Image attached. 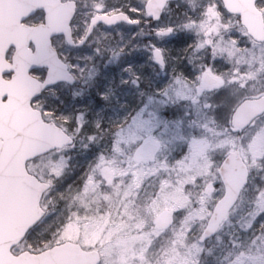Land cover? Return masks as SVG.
I'll use <instances>...</instances> for the list:
<instances>
[{"label": "rangeland", "instance_id": "rangeland-1", "mask_svg": "<svg viewBox=\"0 0 264 264\" xmlns=\"http://www.w3.org/2000/svg\"><path fill=\"white\" fill-rule=\"evenodd\" d=\"M91 1L101 3L102 6L107 4L106 0ZM86 3L90 4V1ZM220 6V0H190L177 5L176 13V7L168 9L158 28H172L175 34L172 39H156L170 66L162 90H158L152 80L155 65L153 66L152 56L148 57L147 51V61L140 69L136 70L134 66L126 68L109 79L102 91L99 89L97 80L101 79L102 70L108 67L100 70L99 64L94 62L96 58L104 56L103 49L101 53L91 51H94L95 46L100 48L111 36L109 34H99L90 45L88 54L84 55L69 54L61 42L56 43L79 85L73 90L64 85L51 89L34 105L44 112L47 120L57 122L77 141L74 148L57 152L30 166L41 180L59 183L58 179L64 174L71 180L73 174L69 172V168L76 162H83L84 167H99V163L112 167L119 157L127 155L126 147L129 144L136 146L135 139L142 137L138 140L139 143L150 135L158 139L164 138L160 134L150 133L146 124L147 117L142 116L147 112L162 110L164 105H167V111L161 119L169 123L168 130L173 132L170 135L167 131L166 139L164 138V144L165 141L169 142L165 144L166 150L171 156L187 150L179 157L175 166L163 168L160 161L151 166L154 169L158 166L165 172L160 175L162 179L150 182L148 217H153L154 213L168 207L175 208L183 219L188 220L182 232H173L177 235V244L150 246L152 239H158L160 233L153 231L149 223L144 225V222L134 229L135 233L139 231L140 238L136 235L127 244L113 243L112 237L107 241L104 235L109 232L110 225L96 223L94 240L91 244L92 233L88 232L86 236L89 238L85 246L101 249L105 256L103 264H264V118L246 134L243 153L247 156L251 176L238 206L215 239L205 245L199 242L214 205L224 193L223 188L216 185L219 178L215 179L214 176L218 174L226 156L228 144H236L230 134L231 129L226 127L227 119L220 116V109L216 108L221 94L211 91L202 78L205 73L210 72L221 83L241 80L240 83L246 85L244 90L247 99L264 95V45L251 47L253 45L248 36L232 18L224 16ZM88 7L84 5L83 12ZM180 13L181 20L178 19ZM182 38L189 41V45L185 47H188L187 51L194 61L189 57L186 62L180 63L173 55V40L181 41ZM120 41L124 42L126 39L121 38ZM244 46L246 48L241 50ZM110 51L114 55L112 60L115 64L120 57H124L119 47L113 46ZM184 63H188L186 68L191 70L189 75L178 68ZM128 70L130 73L134 71L135 81L139 73V79H143V84L149 88V92L137 91L139 96L145 94L147 103L135 115L131 112L132 89L139 87H134L136 82L131 81L130 76H124ZM143 72L149 74V77L144 78ZM34 75L37 78L44 76L43 71H36ZM116 80L120 81L114 86ZM236 86L231 84L228 91H237V95L233 97V103L237 106L244 91ZM153 92H159L160 97L151 95ZM77 98L81 100V105L76 102ZM208 105H212V108H208ZM87 123L94 125V130L101 134L99 138L81 137ZM182 130H194V134L186 136L187 131ZM81 167L83 166L80 165ZM62 183L63 179L60 180V184ZM99 196V192H92L90 200H79L77 206L83 215L91 218L96 216ZM48 201L46 196L43 206L49 210ZM211 205L213 207L210 208ZM58 214L57 211L51 212L20 250L40 252L72 238L64 237V226L57 220ZM67 233L71 234L73 230L68 228ZM109 233L111 236L113 232ZM191 233L198 234V241L193 244H190Z\"/></svg>", "mask_w": 264, "mask_h": 264}, {"label": "water", "instance_id": "water-1", "mask_svg": "<svg viewBox=\"0 0 264 264\" xmlns=\"http://www.w3.org/2000/svg\"><path fill=\"white\" fill-rule=\"evenodd\" d=\"M54 1L55 3L51 5L47 0H0V141L1 137L4 138L1 131L4 127L8 125L12 127L15 122L22 123V130H19L17 140V146L20 151H17L21 154L24 167L29 159L61 149L73 142L57 125L45 123L41 112L33 110L31 107V101L41 96L47 88L61 82H66L72 86L76 83L75 78L69 72L68 65L60 59L52 44L54 36L64 35L66 36V41L70 45H74L70 24L75 14V6L72 3L71 6L65 5L61 7L58 0ZM170 1L177 0H151L147 5L149 16L162 17L164 9ZM223 1L230 13L242 16V24L248 28L249 33L255 40L264 42L263 16L255 9V4L258 0ZM40 9H44L47 12L46 25L34 28L22 25L25 19ZM152 20L157 22L156 19ZM124 22H129L128 17L124 14L112 17H96L92 21L87 37L78 46L83 47L87 43L94 29L99 24L104 23L112 27ZM159 35L169 36L168 31L160 32ZM31 43L36 47L35 52L29 50ZM13 46L16 47L17 52L13 58V64H10L6 61V54L10 47ZM157 51L154 52L156 63L158 65L162 62L166 63L161 50H159L161 52V61L156 60ZM37 68L48 69V75L44 83L31 76V72ZM11 72L15 73L13 79L5 81L4 75ZM205 81L208 84L216 83V79L209 75L206 76ZM5 97H8L6 106H16V112H4L6 109H4L5 105L2 100ZM262 115H264V97L258 100L245 101L236 110V114L233 117L234 126L246 129L255 119ZM12 132L13 130L8 131L7 136ZM156 148L154 145L147 144L143 152L145 154L153 153ZM12 157L14 160V156ZM7 159H9V156ZM7 164L8 167L11 165L10 162ZM1 169L2 155L0 154V192L3 187ZM219 173L224 181L226 193L213 211L201 238L203 243L218 233L229 213L238 202L240 193L249 178L248 167L243 162L239 152L233 153L227 158ZM24 179L26 180L25 177ZM26 182L28 183L29 181L26 180ZM17 190L21 194L17 197L16 202L24 208L21 213L12 210L3 218V213L0 211V264H100L101 257L99 253H85L80 248L70 245L56 247L39 256L30 254L21 255L20 257L14 256L12 249L19 243L25 232L38 223L44 215L34 201L24 195L28 190H23L22 185ZM45 190H47V187L43 186L39 199ZM30 214L31 216L27 219ZM36 215H38V218L35 217ZM166 216L167 214H164L160 218L159 223L161 226L166 224V220H164ZM32 217L34 222L30 221Z\"/></svg>", "mask_w": 264, "mask_h": 264}, {"label": "flooded vegetation", "instance_id": "flooded-vegetation-1", "mask_svg": "<svg viewBox=\"0 0 264 264\" xmlns=\"http://www.w3.org/2000/svg\"><path fill=\"white\" fill-rule=\"evenodd\" d=\"M62 1L75 2L77 6L76 16L71 25L73 38L76 44L81 43L87 36L92 19L96 16L124 13L128 15L132 22L131 24H121L113 28H108L104 24L99 25L92 33L88 44L82 48L69 46L66 43L64 36H58L54 40V44L56 45L57 42H61L69 54L73 55L88 54L90 45L99 34L106 33L111 35L112 37L110 36L109 38L114 39V42H117L116 39L119 38H148L151 32L155 31L156 33L161 24H153L151 19H149L150 17L146 13V5L149 0H106V6H102L101 3H95L91 0ZM88 1H90V4L86 3ZM186 1L190 0H184L177 4L179 5ZM84 5L89 7L83 12ZM257 6L264 13V2H258ZM228 14L229 13L226 14L228 18L240 22V17L230 16V14ZM44 18V13L39 12L28 20V24L40 25L44 23ZM94 48V51H91L92 53H101L102 49L104 50L103 52L107 50V48H104L103 46L100 48L99 46H95ZM144 50H146V48H144ZM148 50L151 51L150 49ZM13 52L14 50L10 51V53ZM155 68L156 67H154V72L152 74V80L155 82L157 89L162 90L165 87L164 85L166 84L169 71L167 69ZM130 74V79L135 80L134 72H131ZM216 86H218V84ZM140 88L141 91L145 90L143 85L140 86ZM134 90L136 91V89ZM134 90L132 89L133 98L131 104V112L133 115L143 110L147 103L146 97H138ZM138 91H140V89ZM152 95H154V93H152ZM147 96L149 97V95ZM242 98H244V96ZM138 109L139 111H137ZM239 130L241 129L231 128L230 130V134L236 141V144L234 146L232 145V142L228 144L226 150L227 156L235 151H240V153L244 155L243 147H245L246 144V134L248 130H243L242 132ZM83 131H87V133L84 134ZM82 136L88 139L91 137H100L99 132H93L92 130H82L81 137ZM164 138L166 139V135H164ZM164 138L158 139L150 135L136 146H131L129 144L126 147L127 155L124 154V156L119 157L112 167L101 163H99V167L96 166L95 168L91 165L84 167L83 162H76L73 164L74 166L69 168V172L73 174L71 180H68L64 174L58 179L59 183L54 181L50 183V189L43 198V202L46 196H48L49 199V210L44 207L47 210V217L53 211L59 212L57 220L65 227H63L64 237H72L65 239L62 243H73L77 246L86 248L85 242L87 243V239L89 238L86 234L88 232L92 233V238L90 239V243L92 244L94 240V229L96 227L95 224L99 223L102 225L108 223L110 225L109 232L112 231L113 233L111 236L109 232L104 233L105 239L109 241L112 237L111 241L113 243L127 244L133 237L136 235L137 237L139 236V231H136L135 233L134 229L135 227L143 225L144 222V225L149 223L151 227H153V231L160 233L158 239H152V244L153 242H158L154 245L164 243L173 246L177 244L176 242L178 241V238L173 232H182V229L188 220L183 219L182 215H180L175 208L168 207H164L154 213L153 217H148V211L150 210V206L148 207L150 200V182H155L159 178L162 179L160 175L165 172V170L162 171L158 166H156L157 169H154L151 166L157 161L162 162L163 168L164 166H175L179 157L183 156V151L175 156H171L170 152L165 148L166 141L164 144ZM76 141L77 140H75L73 146L64 148V151L74 148L76 146ZM149 141L157 143L159 147L152 157H144L141 149L142 146ZM51 154L53 155L55 152ZM77 157L81 160L80 156ZM36 161L37 160L29 162L27 165L28 169H30V166ZM80 165L83 167L80 168ZM29 171L30 173H34L31 169ZM62 179L63 183L60 184V180ZM216 185L217 187L221 186L224 192V186L220 180L216 182ZM92 192L100 193L98 203H96L97 213L94 218H91L88 215H83L80 208L77 206L80 199L90 200L89 197ZM164 212L172 214V223L166 229L160 228L157 224L159 216ZM61 215H63L62 219ZM38 228L39 227L34 229L28 235L26 241L22 243L20 248L29 242L30 238L36 233ZM68 228H71L73 233H67ZM189 236L190 244L198 241V234L193 235L191 233ZM56 245H53L48 249ZM26 250L27 249H21L20 252Z\"/></svg>", "mask_w": 264, "mask_h": 264}, {"label": "snow or ice", "instance_id": "snow-or-ice-1", "mask_svg": "<svg viewBox=\"0 0 264 264\" xmlns=\"http://www.w3.org/2000/svg\"><path fill=\"white\" fill-rule=\"evenodd\" d=\"M160 18H161L160 16H157V17H150L149 19H156L158 21ZM162 31H163L162 29H158L157 34H159ZM172 31L173 29L169 28L168 34L170 35ZM81 43H83V41ZM156 60L161 61V52L159 50L156 52ZM160 67L162 69H165L166 63L162 62L160 64ZM139 76L140 74L137 73L136 83L134 85V87L137 88L140 86ZM197 76H199V73L197 74ZM122 83H131V81H122ZM231 84H236L237 88H246V85H240L238 81H231L230 83L227 84L220 83L218 86L210 87V90L213 91L214 93L221 94L220 102L216 105V108L220 109L219 115L227 119L228 124L226 125V127L229 128L232 123V118L236 114V105L233 103V97L237 95L236 90L228 91ZM154 94L157 97H159V92H156ZM208 108H212V105H208ZM137 111H139V109ZM166 111H167V105H164L162 110H157L155 112H147L142 114V116L147 117L146 124L148 125V131L150 133L160 134L162 136L167 134L170 125L166 120L161 119V117L166 114ZM239 131L242 132L243 130H239Z\"/></svg>", "mask_w": 264, "mask_h": 264}, {"label": "trees", "instance_id": "trees-1", "mask_svg": "<svg viewBox=\"0 0 264 264\" xmlns=\"http://www.w3.org/2000/svg\"><path fill=\"white\" fill-rule=\"evenodd\" d=\"M138 42H139V40H132L131 45L137 47V46L139 45ZM144 43H145V46H146V47H150V48L153 47V43H152L150 40H149V41L145 40ZM129 45H130V44H127V46H129ZM184 45H185V44H184ZM184 45L181 44L180 42H176V44L174 45V47H175L176 50H178L179 52H176L174 55H178V57H180V56H181L180 54L182 53V51H180V49H183V46H184ZM187 45H188V44H187ZM127 51H129V47H127ZM138 53H139V52H138ZM135 54H136V53L134 52V55H135ZM130 56H131V55H130ZM108 61H109V60H107V58H105V56H104V58H102V64H101V66H99V67H103V64H106ZM136 62H137V64H139V63L143 62V60H137ZM120 63H121V66H120V67H125V66H127L128 64H130L129 61H126L124 64H123V62H120ZM120 67H112L111 70H110V72H107V73L105 74V77H111L113 73H117V72H118V70H119ZM177 69H178V68H177ZM111 72H112V73H111ZM103 85H104V84H103Z\"/></svg>", "mask_w": 264, "mask_h": 264}]
</instances>
